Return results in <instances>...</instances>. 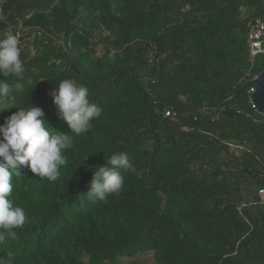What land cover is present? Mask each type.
<instances>
[{
  "label": "trees",
  "instance_id": "obj_1",
  "mask_svg": "<svg viewBox=\"0 0 264 264\" xmlns=\"http://www.w3.org/2000/svg\"><path fill=\"white\" fill-rule=\"evenodd\" d=\"M3 2L0 38L19 34L25 68L14 104L39 107L50 128L67 133L50 93L71 78L102 112L90 131L73 134L57 181L27 166L13 176L12 198L26 220L0 244V258L120 264L151 254L150 264H264V206L256 200L264 188V116L248 92L264 58L251 60L246 42L264 4ZM15 111L0 113V124ZM116 151L134 165L121 170L122 191L105 202L82 197L90 170Z\"/></svg>",
  "mask_w": 264,
  "mask_h": 264
},
{
  "label": "clouds",
  "instance_id": "obj_2",
  "mask_svg": "<svg viewBox=\"0 0 264 264\" xmlns=\"http://www.w3.org/2000/svg\"><path fill=\"white\" fill-rule=\"evenodd\" d=\"M25 71L21 59L19 40L13 34L0 38V75L15 77L9 82L0 79V113L16 109L0 124V244L17 237L16 229L22 228L25 209L14 204L13 176H20L19 169L27 166L35 176L51 182L60 177V169L67 165L65 151L73 145V134L78 136L91 130L92 122L101 116L102 109L89 99V89L68 78L55 84L50 93L58 118L68 128L60 133L46 123L44 112L39 107H17L14 104V89ZM42 81V80H41ZM89 156L84 157V161ZM126 152L110 154L102 166L91 169L92 179L84 198L105 202L110 195H118L124 186L121 170H133ZM15 256L0 258V264H14Z\"/></svg>",
  "mask_w": 264,
  "mask_h": 264
},
{
  "label": "built area",
  "instance_id": "obj_3",
  "mask_svg": "<svg viewBox=\"0 0 264 264\" xmlns=\"http://www.w3.org/2000/svg\"><path fill=\"white\" fill-rule=\"evenodd\" d=\"M257 1L264 4V0H257ZM3 3H4L3 0H0V9ZM15 36L18 39L19 34L16 33ZM246 42L248 47V54L251 60H253L255 57L264 58V15L261 18L255 19L252 23L248 25L247 33H246ZM256 78H254V80ZM248 92L251 96V94L254 92V86L253 88L249 89ZM250 107L256 110L251 102V99H250ZM162 115L165 119H168L171 122L175 120V113H173L170 109H164ZM256 200L259 203V205L264 206V188L260 189L257 192ZM242 206L243 205H241V207Z\"/></svg>",
  "mask_w": 264,
  "mask_h": 264
},
{
  "label": "water",
  "instance_id": "obj_4",
  "mask_svg": "<svg viewBox=\"0 0 264 264\" xmlns=\"http://www.w3.org/2000/svg\"><path fill=\"white\" fill-rule=\"evenodd\" d=\"M250 99L256 111L264 116V70L254 80V92Z\"/></svg>",
  "mask_w": 264,
  "mask_h": 264
},
{
  "label": "rangeland",
  "instance_id": "obj_5",
  "mask_svg": "<svg viewBox=\"0 0 264 264\" xmlns=\"http://www.w3.org/2000/svg\"><path fill=\"white\" fill-rule=\"evenodd\" d=\"M152 263L151 254L139 255L134 259L120 260V264H150Z\"/></svg>",
  "mask_w": 264,
  "mask_h": 264
}]
</instances>
